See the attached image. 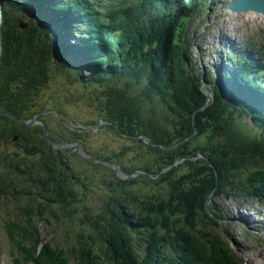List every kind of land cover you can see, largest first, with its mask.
Returning <instances> with one entry per match:
<instances>
[{
    "label": "trees",
    "instance_id": "16d2710c",
    "mask_svg": "<svg viewBox=\"0 0 264 264\" xmlns=\"http://www.w3.org/2000/svg\"><path fill=\"white\" fill-rule=\"evenodd\" d=\"M57 1L56 8L67 12V19L78 20L80 23L73 26L83 29L87 38L84 45L88 51L83 52L87 61H82L84 64L80 69L95 77L98 74L106 76L108 86L115 81L123 84L119 85L122 88L116 89L123 90L118 95L110 91L106 93V112L102 111L110 122L108 128L121 138L140 136L138 141H133L136 145L131 148H139L136 156L127 154L123 147L110 155L101 150L96 157L116 162L128 174L140 171L144 175L119 181L101 164L91 163V169L87 171H76L75 168L79 184L87 189L86 196L95 197L100 187L117 194L106 204L103 200L97 204L89 201L83 211L85 235L89 231L107 234L104 239L107 250L104 248L100 254L95 251L93 236L88 241L85 235L78 233L74 236V252L65 247L54 249L51 240L42 237L41 229L50 225L51 217L58 226H65L55 207L64 212L73 203L76 191L64 189L66 184L60 173L63 169L69 172L70 165L78 164H73L71 157L52 151L43 138L41 127L27 129L10 118L0 117V199L3 200L0 202V235L29 264H238L227 244L210 231L211 226L222 228V219L214 213L212 203L207 207L206 204L210 198L215 199L230 188L235 192L250 188L255 192L252 197H264V152H261L264 150V113L257 111H262L263 107L246 96L245 88H237L242 84L252 88L257 84L264 86L257 74L252 76L263 68V64L259 59L254 63L242 56V66L235 77L237 87L229 94L217 90L213 81L208 83L209 91L214 90L211 91L214 104L205 109V96L199 91L203 78L192 70L188 49L181 41L196 5L182 11L175 9L176 13L163 12L158 19L143 8L131 6L127 8L130 13L127 18L116 26L115 22L107 21L103 16L105 12L101 13L100 7L93 6L90 0ZM36 2L22 0L23 7L14 0L9 3L13 14L31 13L35 21L32 19L28 31L16 40V21H12L9 15L8 30L3 34L0 77L7 79L14 71L13 77L19 71H30L27 75L31 77L34 71H40L43 77L39 75V79L45 81H40L37 88L27 90L24 96V89L30 87L19 76L12 77L9 83L17 87V94L20 92L12 100L16 101L13 104L9 102L6 84L0 82V107L18 119L30 118L27 117L26 103L31 100L29 96H38L42 90L48 71L43 62H47L52 49L57 50V34L48 30L51 25H47L31 7L33 3L41 7ZM57 17L61 19L62 13ZM61 25L67 23L61 21L58 26ZM256 55L254 57H258ZM66 70L80 79L81 70L70 66ZM226 75L231 78L229 73ZM136 86L141 89V97L137 98L145 97L142 104L134 102L128 95L129 91L133 93L130 88ZM149 106H157V109ZM244 113L251 117V124L240 122ZM170 118L173 119L172 128L165 123ZM218 121L224 123L219 128V135L214 128ZM195 129L197 135H194ZM56 131L57 134L48 131L50 139L55 142L75 136L66 126H59ZM22 133L29 140L26 144L18 142L21 157H15V152L8 158L2 148L3 142L5 144ZM190 136L195 137L193 142L204 150L201 152L203 160L195 164L185 161L182 169L186 172L177 173L179 167L172 165L180 157L194 154L178 151L175 144ZM255 154H258V160L254 159ZM127 155L132 158L126 161V165L123 160ZM169 166L171 169L160 174ZM148 175L159 178L150 182L152 179ZM29 189L33 194L38 193L44 203L37 204ZM114 200L132 205L131 214L117 206L118 203L111 205ZM92 208L98 210L97 214ZM134 236L138 242H142L140 236L146 240L143 256L130 244V238Z\"/></svg>",
    "mask_w": 264,
    "mask_h": 264
},
{
    "label": "rangeland",
    "instance_id": "374dc122",
    "mask_svg": "<svg viewBox=\"0 0 264 264\" xmlns=\"http://www.w3.org/2000/svg\"><path fill=\"white\" fill-rule=\"evenodd\" d=\"M222 6H224V2L222 5L217 6V8ZM214 12L209 15V18L206 17L208 15H206L205 17L201 16L200 19L194 22V24L191 26V29H189L187 32V34L190 35H192L191 32H193L194 35L191 43L193 58L192 64L194 65V69L202 72L209 68L210 65L212 66L213 57H218L219 47L221 46L219 39L222 36L228 35L229 33L238 37L240 40H243L245 38L244 34L247 37H250L251 33H253L254 35L258 34L262 39L264 38V27L261 28V26H257L253 30H246L250 29L249 27H253L254 25L248 23L246 21V18H244L245 16H239L238 18H235L231 15L225 16L224 11L222 10L215 14ZM17 16L23 22H27L26 24L28 27L29 20L22 15ZM205 18L207 19L205 20ZM249 19L251 22H254V15L249 16ZM257 22H260V20H257ZM4 28L5 26L3 22V24L0 25V31L3 32ZM59 51V48L57 51L55 49L54 51H52L55 58H53L51 54L48 55L49 57L46 63L49 64L50 71H46V77L50 79H47V87L43 88V90L37 96L35 106L38 110L36 113L42 111L43 113L41 114V117L44 118V120L51 126H53L51 123L52 119L48 116L50 115L49 113L53 110L63 113L66 118L73 124L78 123L77 120L85 122L87 121V119L85 118L87 115L89 116V118H93L92 114L98 115L97 112H101V107H99L100 111H98V108L95 107L97 105H100L99 93L101 92V90L98 88V85L88 84L83 82L82 80L81 82L68 81L67 76L71 75V72L61 71V69L64 68V62L59 58ZM33 62H35V60H33ZM36 69L38 70V68ZM212 72L214 73L215 71ZM217 75L218 73L213 74V78L216 79L218 77ZM71 79L73 78L71 77ZM82 92L85 93V95ZM107 132L108 130L104 129L103 133H99V135H91V138L88 137V139H86V142L89 144V146L94 148L96 153H102V151H105L106 155H110L112 152H117L119 150L118 147H121L122 145L127 143L130 144L129 141H123L124 139L122 140L114 136L113 134L111 137H109L108 135H106ZM106 144L109 145L108 148L103 147ZM4 149H6L7 151H11L14 149V147L11 144H8ZM180 169L181 172H186L185 169H182V167ZM170 175L174 176L175 174L171 173ZM69 188L70 184L64 185V189L69 191ZM98 193L106 201L109 200L108 202L111 201L114 195H117L115 194V192H113V190H107V188L105 187H100V191ZM227 195V199L221 196L217 202H214V206L216 207H214V211L218 215H221L224 220L227 218L226 225L225 227H223V230L218 227L215 228L211 226L210 231L214 236L218 237V239L225 241V244H227V249L232 251L237 263L264 264V238L261 237V240L253 238L250 234L247 233V231L252 233H255V231L248 229L243 223L237 220L238 218H240V214L244 216L245 212H247L249 209H253L254 212H261L264 214V205L246 201L249 206H245V204L234 202L238 199L233 200L230 197L231 194ZM76 198L77 200L69 205L64 212L63 210H61L60 212L62 213L61 215L67 216L65 218L68 223H70L71 220V223L74 224V232L59 230L54 225V221L51 219L49 220L51 225H46L41 229L42 237L46 240H51L52 248L54 249H58V247H65L67 248V251H75L74 236L76 230H78L77 227L79 226L76 214L83 211V209L88 205L83 201L81 197L77 196ZM111 204H116L119 207L121 206L122 209L126 210V213L131 214L130 211L133 210V207L129 204H126L125 202H122L120 204L119 201L114 200ZM55 211L58 212L59 210L55 207ZM68 218H70V220ZM85 231L86 229L82 230V232H79L80 235H85ZM91 236H93L92 238H94L96 242V246H94L95 251L101 252L100 254H102L104 252V248L105 250H107V245L104 242V239H106L105 237L108 236L107 234H97L95 231H89V234H86L84 237L89 241L91 240ZM134 243L140 248V251L137 252L140 254L144 246L142 244H138V242L135 241V238L130 244ZM98 244L100 245V248ZM43 245L44 243L42 244V246ZM0 250V264H16L15 260H18L19 264H29L23 262L20 255L15 249L11 247L4 236L0 237ZM103 258L106 259V257Z\"/></svg>",
    "mask_w": 264,
    "mask_h": 264
},
{
    "label": "water",
    "instance_id": "95a60500",
    "mask_svg": "<svg viewBox=\"0 0 264 264\" xmlns=\"http://www.w3.org/2000/svg\"><path fill=\"white\" fill-rule=\"evenodd\" d=\"M228 9L231 10L232 12L239 13V14L243 13V12H255L257 14L264 15V0H237L232 5H229ZM0 117H7V118L9 117L10 118L11 116H9L7 113H5L2 110H0ZM11 118L13 120H16L13 117H11ZM20 123L25 125V126L40 125L43 128V131H44V138L48 141V144L51 146V148L53 150H55V151L63 152V148L65 146L57 145L53 141L48 140L46 127H45V125L42 122L38 121L37 119H32L30 121H20ZM87 130H89V129H86L84 131H87ZM96 130L93 131V132H96ZM20 137H22V136L20 135ZM17 139H18V136L14 137L13 138V142L17 141ZM67 146H69V145H66V148H67ZM73 146L75 147L76 153H77V155L79 157H81L82 159H85L87 161H91L90 158H87V156H86L83 148L81 147V145H79L78 143H74ZM97 162L98 163H103V164H105L107 166L110 165L113 168L115 174L119 178H129V176H125L122 173L121 168L117 164H112V163H109V162H100V161H97ZM40 246L42 247V244Z\"/></svg>",
    "mask_w": 264,
    "mask_h": 264
},
{
    "label": "bare ground",
    "instance_id": "6f19581e",
    "mask_svg": "<svg viewBox=\"0 0 264 264\" xmlns=\"http://www.w3.org/2000/svg\"><path fill=\"white\" fill-rule=\"evenodd\" d=\"M92 8V7H91ZM43 12H44V14H45V11L43 10ZM252 15H254V22L256 21L257 22V20H262V22L264 23V17H262V16H260V15H255V14H249L248 16H252ZM257 18V19H256ZM7 36V35H6ZM84 72H86V71H84ZM89 72V71H88ZM95 72V71H94ZM96 73V72H95ZM81 76H80V78L83 76V74L81 73L80 74ZM93 77H94V75H89V77L88 78H85V79H93ZM79 79V78H78ZM93 81V80H92ZM96 81V80H95ZM108 81V80H107ZM87 82V81H86ZM176 135L178 134V133H175ZM255 219V218H254ZM255 223H256V221H255ZM252 228H255L256 227V225H253V223L250 225Z\"/></svg>",
    "mask_w": 264,
    "mask_h": 264
}]
</instances>
